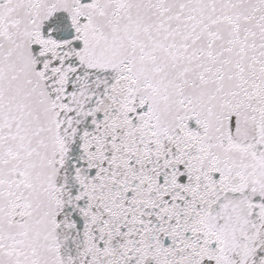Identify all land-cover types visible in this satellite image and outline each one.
<instances>
[{
  "label": "snow or ice",
  "instance_id": "6c2138e0",
  "mask_svg": "<svg viewBox=\"0 0 264 264\" xmlns=\"http://www.w3.org/2000/svg\"><path fill=\"white\" fill-rule=\"evenodd\" d=\"M0 264H264V0H0Z\"/></svg>",
  "mask_w": 264,
  "mask_h": 264
}]
</instances>
